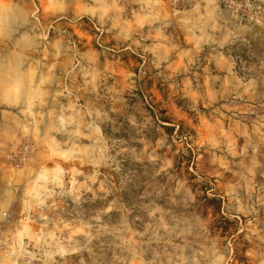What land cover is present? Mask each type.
I'll return each mask as SVG.
<instances>
[{
    "label": "clouds",
    "instance_id": "clouds-1",
    "mask_svg": "<svg viewBox=\"0 0 264 264\" xmlns=\"http://www.w3.org/2000/svg\"><path fill=\"white\" fill-rule=\"evenodd\" d=\"M0 264H264V0H0Z\"/></svg>",
    "mask_w": 264,
    "mask_h": 264
}]
</instances>
